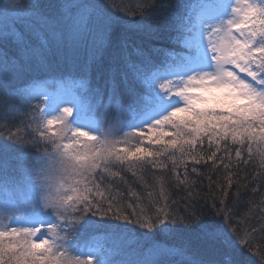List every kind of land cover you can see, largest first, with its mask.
<instances>
[{"label": "snow or ice", "instance_id": "6c2138e0", "mask_svg": "<svg viewBox=\"0 0 264 264\" xmlns=\"http://www.w3.org/2000/svg\"><path fill=\"white\" fill-rule=\"evenodd\" d=\"M262 146L264 0H0V264H244L264 207L234 219L232 152L264 195Z\"/></svg>", "mask_w": 264, "mask_h": 264}, {"label": "trees", "instance_id": "16d2710c", "mask_svg": "<svg viewBox=\"0 0 264 264\" xmlns=\"http://www.w3.org/2000/svg\"><path fill=\"white\" fill-rule=\"evenodd\" d=\"M117 6L121 4V0H115ZM173 2H179L181 4L189 3L192 5L193 0H173ZM123 3L128 5L129 7H136L138 5V0H123ZM131 18V17H130ZM139 19V17H136ZM160 45L170 47V49L176 48L175 45H169L167 41H161ZM159 46V45H158ZM60 73H52L49 75L48 79L55 81L59 78ZM50 91H55L56 84L53 82L51 85L48 86ZM112 118V117H109ZM264 147V146H262ZM205 148H207V141H205ZM255 152V148H254ZM245 158H247V153L245 152ZM227 163V161H225ZM259 158L255 157L254 162L249 165L241 164L239 168L236 167L237 161L235 157V152H232V171H233V185L228 189L229 195L225 198L226 203L231 209L234 204V194L237 193V187H239L240 192L243 194L241 197V201L239 204L236 205V208L239 209L241 213L240 216L234 217V219L239 220L242 224L243 223H256V219L253 217L259 218L260 208L264 207V205L260 204V201L264 199V195L254 194L252 192L251 187H245L247 183L250 181H245L243 177L250 176V174H254L258 172L259 169ZM197 169L199 170L200 175L197 176L196 174H191V165H189V173L190 179L196 180L197 183L200 185L201 195L205 197V199H201L199 208H202L203 211L207 212L208 207H211L212 200L215 197L216 202L219 203V199L223 197V194L220 193L219 189L216 187V184L219 183L221 186H227L226 180V170L224 169L223 165H218L219 170L216 171L209 166H204L203 164L197 165ZM112 171H116L113 169ZM236 173H239V178H237ZM183 174V169H181V175ZM154 175L156 178H159V173H153L151 170L148 171L146 175L143 176L141 179V173L137 170V175L133 176L131 172L125 173V180L127 181V185H122V188L131 186V188L136 191L137 193H141L143 191L142 183L143 181H149L151 184L155 185V192H159V185L155 184ZM170 181H174V177H172L171 173H165ZM211 176V188H210V180L209 177ZM119 182V181H117ZM255 186V185H253ZM260 192L264 193V187L260 188ZM0 196H3L0 193ZM173 199L179 201V197L173 195ZM207 204L208 207H204ZM183 203L179 202L178 207L183 208ZM198 208V210H199ZM129 211H131L129 209ZM259 239V237H257ZM264 255V245L259 243H254L252 250L244 249L242 259L244 264H264V260H261V256Z\"/></svg>", "mask_w": 264, "mask_h": 264}, {"label": "rangeland", "instance_id": "374dc122", "mask_svg": "<svg viewBox=\"0 0 264 264\" xmlns=\"http://www.w3.org/2000/svg\"><path fill=\"white\" fill-rule=\"evenodd\" d=\"M5 2H10V0H5ZM196 3H197V0H193L192 5H195Z\"/></svg>", "mask_w": 264, "mask_h": 264}]
</instances>
